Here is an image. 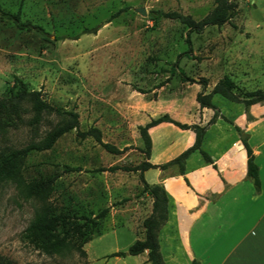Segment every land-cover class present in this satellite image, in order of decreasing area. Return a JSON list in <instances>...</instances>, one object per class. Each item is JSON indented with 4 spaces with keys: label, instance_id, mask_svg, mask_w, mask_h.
<instances>
[{
    "label": "rangeland",
    "instance_id": "1",
    "mask_svg": "<svg viewBox=\"0 0 264 264\" xmlns=\"http://www.w3.org/2000/svg\"><path fill=\"white\" fill-rule=\"evenodd\" d=\"M232 2L236 13L229 21L197 31L163 12L177 10L199 19L214 6L213 0H0L1 8L19 11L23 20L44 28L18 26L0 13V96L10 95L19 76L53 105L77 110L78 129L95 125L102 140L123 147L121 152L108 151L92 135L81 137L72 128L51 147L29 151L21 163L26 179L57 173L49 201L67 216L69 241L84 235L74 227L94 234L83 244L89 264H97L94 254L107 246L126 249L134 240L129 241L127 229L138 232L148 214L152 197L142 192L139 171L109 169L145 158L138 124L167 112L208 127L214 110L201 106L196 94L209 92L225 73L235 80L239 93L264 88V0ZM138 5L146 14L135 9ZM187 49L190 54H183ZM202 77L207 78L205 86ZM212 100L219 109L215 119L224 115L234 120L250 107L246 110L243 102L218 93ZM6 103L0 108V120L8 127L0 134V161L12 148L40 138L59 119L54 109H46L33 126L32 112L23 108L28 102ZM258 107L264 109V102ZM219 123L207 133L205 128V149L218 133L223 135L220 145L238 138L233 126ZM251 128L253 137H264V115ZM149 132V160L158 163L179 154L195 135L192 128L170 121L149 127ZM198 155L193 151L188 163ZM67 165L75 168L65 170ZM157 167L162 168L146 170L150 179L156 177ZM172 167L178 170L177 163L164 168ZM40 204L26 197L15 180L0 179V264H83V256L71 244L48 253L29 239L26 228ZM105 207L98 228L91 227L86 218ZM98 232L103 234L97 236Z\"/></svg>",
    "mask_w": 264,
    "mask_h": 264
},
{
    "label": "trees",
    "instance_id": "2",
    "mask_svg": "<svg viewBox=\"0 0 264 264\" xmlns=\"http://www.w3.org/2000/svg\"><path fill=\"white\" fill-rule=\"evenodd\" d=\"M214 6L201 18L196 19L189 13L172 10L163 12L164 15L179 19L185 23L189 30H202L209 24L220 25L229 21L236 13V8L232 0H213ZM0 13L7 18L13 20L21 27H34L44 30L43 26L37 23H32L28 20H23L20 17L19 11H9L0 7ZM183 54H190L189 49L184 50ZM202 84L207 85V78L202 77ZM235 80L227 73L221 76L213 85L209 92L199 91L196 94V100L201 106H207L214 110L213 116L209 122L215 120L219 109L212 100L215 93L236 102H243L245 109L257 102L264 100V88L257 87L254 89L242 90L241 93ZM7 100H14L17 104L26 101L27 106H23L26 110H30L32 114L29 117V122L36 126L44 117L46 109H54L59 115L58 121L52 125L40 138L30 139L24 146L20 148H12L7 155H3L0 161V179L11 178L17 182L23 194L28 198H35L41 202L37 208L34 219L27 226V236L34 242L35 245L48 253H59L63 248L71 244L78 250L79 254L83 256V264H89L87 259V251L83 244L93 238L94 234L84 233L79 227H74L78 234H84L83 237H78L72 241L67 238V231H69L68 219L64 213L57 212L55 205L49 201V197L54 188V180L57 173L48 176L33 177L26 179L23 177L20 167L25 155L31 150H42L53 145L56 139L64 132L77 128V133L81 137L92 135L99 141L108 151L121 152L123 147L116 144L102 140L101 129L95 125L89 126L87 129H78L79 113L75 109H63L55 106L47 99L42 97L41 90L38 88H29L26 82L19 76H16L15 82L10 86V95L8 97L0 96V108L6 106ZM21 108V107H20ZM222 117L233 123L232 119ZM162 121H170L181 128H192L195 132V138L191 145L184 148L179 154L170 158L163 163H153L149 160L152 148V137L149 132V127L156 125ZM234 127L239 131L240 138L246 148L247 152V174L253 179V183L257 189L260 188V178L258 174V164L254 160V153L248 143V134L240 132L237 124ZM206 125L199 123H187L172 117L169 113L164 112L158 116L151 117L145 123L138 124L139 133L143 140L142 151L145 158L136 164H112L109 166L110 170L122 168L125 170L139 171V176L142 181V192L149 194L152 197L151 211L142 219L143 234L138 236L126 249L112 251L109 256H124L127 254H137L143 250H148L147 261L151 264H167L163 259L160 244L158 239V232L161 226L166 222L169 216V194L164 185L159 182H149L144 175V171L150 167L160 166L162 168L169 164L177 163L178 171L183 173L185 171V162L187 157L195 150H198L206 162L212 161L211 155L202 146L203 136ZM8 130L7 124L0 120V134L6 133ZM75 167L65 166V170L74 169ZM107 208L101 209L93 216L86 218L91 227L98 228V218L105 215ZM60 226V230H57ZM73 226V225H72ZM64 233L61 234L60 231ZM139 232V231H138ZM100 232H98L99 234ZM189 264H200L197 259H193Z\"/></svg>",
    "mask_w": 264,
    "mask_h": 264
},
{
    "label": "crops",
    "instance_id": "3",
    "mask_svg": "<svg viewBox=\"0 0 264 264\" xmlns=\"http://www.w3.org/2000/svg\"><path fill=\"white\" fill-rule=\"evenodd\" d=\"M263 102L251 104L248 112L234 118L233 123L220 116L206 127L207 133L224 120L233 127L237 124L240 132L248 134L258 164L259 189L247 174L246 148L235 127L238 138L229 143L220 145L223 135L219 133L212 137L214 143L206 149L212 161L206 162L199 152L192 164L188 163L191 154L187 157L183 173L173 167H157L156 177L150 179L146 170L153 167L144 171L149 182L162 183L169 194V216L158 232L160 251L167 264H189L193 259L200 264H264V137H253L251 128L264 115V109L258 107ZM194 138L195 135L191 140ZM116 227L111 229L115 244ZM127 230L129 241L143 234V227L139 232ZM115 250H120L117 245L97 251V264H151L147 249L129 257L109 256ZM109 258L114 259L113 263H106Z\"/></svg>",
    "mask_w": 264,
    "mask_h": 264
},
{
    "label": "water",
    "instance_id": "4",
    "mask_svg": "<svg viewBox=\"0 0 264 264\" xmlns=\"http://www.w3.org/2000/svg\"><path fill=\"white\" fill-rule=\"evenodd\" d=\"M135 9L142 14H146V9L144 6L138 5V6H135Z\"/></svg>",
    "mask_w": 264,
    "mask_h": 264
}]
</instances>
